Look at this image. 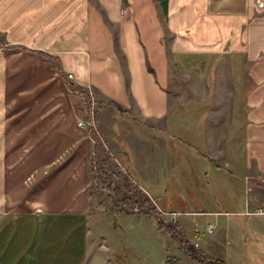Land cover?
<instances>
[{"label":"crops","instance_id":"obj_1","mask_svg":"<svg viewBox=\"0 0 264 264\" xmlns=\"http://www.w3.org/2000/svg\"><path fill=\"white\" fill-rule=\"evenodd\" d=\"M201 63H221L241 90L232 130L203 128L181 113L201 103L172 101V66ZM74 92L117 104L145 141L162 138L171 168L197 169L194 196L214 191L219 202L251 189L247 206H264V0H0V264H15L6 256L22 245H46L67 220L84 224L90 246L89 131L77 126ZM205 161L216 165L215 188ZM143 175L149 195L166 183ZM201 251L227 264L215 247Z\"/></svg>","mask_w":264,"mask_h":264},{"label":"rangeland","instance_id":"obj_2","mask_svg":"<svg viewBox=\"0 0 264 264\" xmlns=\"http://www.w3.org/2000/svg\"><path fill=\"white\" fill-rule=\"evenodd\" d=\"M212 65L201 63L197 72L190 71L186 64L182 67L177 64V68L172 66L168 86L172 101L191 104L190 107L201 103L202 110H185L184 107L181 113L198 117L203 128L224 125L226 129L225 125L229 123V130H232L235 117L241 112L237 110V102L243 96L241 90H236L235 80L226 78L224 69L220 68L222 64ZM73 95L76 97L74 107L79 119L87 122L90 117L95 118V127L87 129L90 164L87 189L90 223L87 229L91 235L90 246L82 238L84 224L67 220L60 222L58 227L53 226L57 235L48 239L46 245H22L19 253L6 256V262L11 257L15 264H88L97 254L101 260L99 264H194L179 244L159 229L156 217L128 214L116 206L125 198L127 191L124 177L129 179L130 188L142 189L148 187L143 173H150L155 178H164L166 183L162 190L150 187L152 195L142 190L162 212V221L169 222L172 214L177 215V222L190 242L193 243L198 234H203L198 241L201 245L198 251L215 247L214 257L225 259L226 256L227 264H264V234L260 233L264 215L246 216V212H264V206L261 210H256L257 206H247L249 197L254 196L253 191L239 196L242 199L230 192V198L218 197L219 202L212 198L217 193L214 191L208 192L205 199L194 196L198 188L197 169L187 164H182L176 170L171 168L168 156L163 151L162 138L161 141H145L148 134L133 116H125L122 110L118 111L94 98L88 101L85 93L74 92ZM77 96L85 98L81 101ZM81 102L87 107L84 108ZM120 134L130 144L136 159ZM153 135L158 137L157 134ZM166 144L171 149V145ZM205 162L200 171L210 186H214L216 175L213 171L216 165ZM187 203L188 206H185ZM208 224L214 226L212 234L206 233ZM252 227H259L260 230L255 232ZM30 229L34 231L38 227ZM80 242L85 245L81 246Z\"/></svg>","mask_w":264,"mask_h":264},{"label":"trees","instance_id":"obj_3","mask_svg":"<svg viewBox=\"0 0 264 264\" xmlns=\"http://www.w3.org/2000/svg\"><path fill=\"white\" fill-rule=\"evenodd\" d=\"M80 104L84 106L82 102ZM111 105L118 111H121V107H119L117 104L112 103ZM86 107L84 106V108ZM123 182L127 188L125 198L119 203H116V206H119L122 211H125L128 214L141 213L156 217L159 229L168 234L172 240L177 242L180 248L185 251L186 255L194 262V264H225L221 260L209 259L203 254L202 251H198V249L195 248L194 243L187 239L186 234L178 222H164L161 220L162 212L150 201V198L146 192L136 187L133 189L130 188L131 183H129V179L126 177L123 178ZM115 192L117 193L116 190Z\"/></svg>","mask_w":264,"mask_h":264},{"label":"built area","instance_id":"obj_4","mask_svg":"<svg viewBox=\"0 0 264 264\" xmlns=\"http://www.w3.org/2000/svg\"><path fill=\"white\" fill-rule=\"evenodd\" d=\"M258 3V6L260 7V8H262L263 7V3L262 2H257ZM67 78L68 79H71L72 78V76L71 75H68L67 76ZM85 97H86V95H85ZM84 97V98H85ZM84 98H81V99H84ZM87 98H88V101H90V99H92L93 97H92V95L91 94H87ZM93 100V99H92ZM89 104H90V102H89ZM87 105V104H86ZM88 107H89V105H88ZM90 107H91V104H90ZM92 112L94 111V107L92 106ZM93 115V114H92ZM94 120H95V118H94V116H92V118L90 117V121H87V122H85V121H82L81 119H77V126L78 127H80V128H84V129H91L92 127H95V122H94ZM90 127V128H89ZM248 192L249 193H252V190L251 189H249L248 190ZM249 195V194H248ZM254 198L252 197H249V200H248V202H250L251 200H253ZM262 213V211H258V212H256V214H261ZM178 217H177V215L176 214H172L171 216H170V221H173V222H177L178 221V219H177ZM213 231H214V226L213 225H211V224H208V226H207V228H206V233H208V234H212L213 233ZM203 238V234L202 233H200V234H198L197 235V238H196V240H194V246H195V248L196 249H200V243L198 242L200 239H202Z\"/></svg>","mask_w":264,"mask_h":264}]
</instances>
